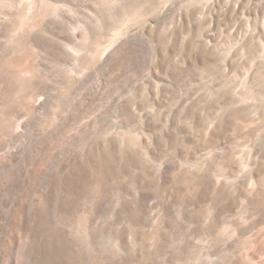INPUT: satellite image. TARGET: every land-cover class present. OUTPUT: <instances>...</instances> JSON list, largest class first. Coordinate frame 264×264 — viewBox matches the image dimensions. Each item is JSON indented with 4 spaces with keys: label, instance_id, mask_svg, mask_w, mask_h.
<instances>
[{
    "label": "rangeland",
    "instance_id": "1",
    "mask_svg": "<svg viewBox=\"0 0 264 264\" xmlns=\"http://www.w3.org/2000/svg\"><path fill=\"white\" fill-rule=\"evenodd\" d=\"M0 264H264V0H0Z\"/></svg>",
    "mask_w": 264,
    "mask_h": 264
}]
</instances>
